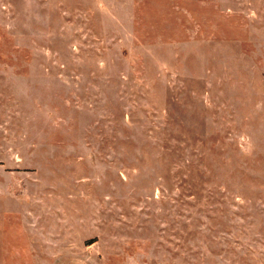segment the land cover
Segmentation results:
<instances>
[{"label": "rangeland", "instance_id": "obj_1", "mask_svg": "<svg viewBox=\"0 0 264 264\" xmlns=\"http://www.w3.org/2000/svg\"><path fill=\"white\" fill-rule=\"evenodd\" d=\"M0 264H264V0H0Z\"/></svg>", "mask_w": 264, "mask_h": 264}]
</instances>
